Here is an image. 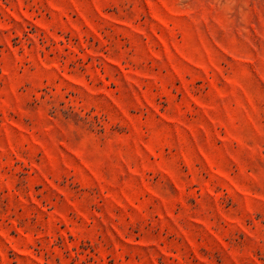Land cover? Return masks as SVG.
Masks as SVG:
<instances>
[{"label":"rangeland","instance_id":"374dc122","mask_svg":"<svg viewBox=\"0 0 264 264\" xmlns=\"http://www.w3.org/2000/svg\"><path fill=\"white\" fill-rule=\"evenodd\" d=\"M0 264H264V0H0Z\"/></svg>","mask_w":264,"mask_h":264}]
</instances>
